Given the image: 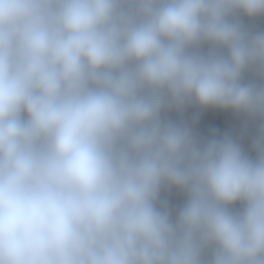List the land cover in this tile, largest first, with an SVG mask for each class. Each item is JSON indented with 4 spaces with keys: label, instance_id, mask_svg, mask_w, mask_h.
Here are the masks:
<instances>
[{
    "label": "clouds",
    "instance_id": "obj_1",
    "mask_svg": "<svg viewBox=\"0 0 264 264\" xmlns=\"http://www.w3.org/2000/svg\"><path fill=\"white\" fill-rule=\"evenodd\" d=\"M242 17L264 0H0V264H264V29ZM192 104L254 122L255 156L165 118Z\"/></svg>",
    "mask_w": 264,
    "mask_h": 264
},
{
    "label": "trees",
    "instance_id": "obj_2",
    "mask_svg": "<svg viewBox=\"0 0 264 264\" xmlns=\"http://www.w3.org/2000/svg\"><path fill=\"white\" fill-rule=\"evenodd\" d=\"M242 19L245 24L255 30L264 29V18L250 20L247 17H242ZM203 50L207 51V46ZM245 79H256V77L254 73L250 72L246 74ZM164 115L167 119H183L189 124H192L194 132L200 137L209 136L213 129L218 130L221 134L227 132L229 124H237L242 119V116H238L229 110L213 108L201 109L196 104L188 106L182 116L175 111L167 112ZM162 199H166L170 208L175 212L185 202L186 195L178 189L173 188L170 191L162 192ZM240 207L241 205L239 204L235 206L236 209Z\"/></svg>",
    "mask_w": 264,
    "mask_h": 264
},
{
    "label": "rangeland",
    "instance_id": "obj_3",
    "mask_svg": "<svg viewBox=\"0 0 264 264\" xmlns=\"http://www.w3.org/2000/svg\"><path fill=\"white\" fill-rule=\"evenodd\" d=\"M227 132H231L234 136L239 138L244 150L250 156H255V152L252 148V138L257 132V125L254 122L248 121L242 116V119L239 123L229 124Z\"/></svg>",
    "mask_w": 264,
    "mask_h": 264
}]
</instances>
